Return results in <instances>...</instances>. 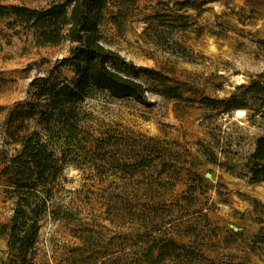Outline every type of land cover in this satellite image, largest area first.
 <instances>
[{"label": "rangeland", "instance_id": "1", "mask_svg": "<svg viewBox=\"0 0 264 264\" xmlns=\"http://www.w3.org/2000/svg\"><path fill=\"white\" fill-rule=\"evenodd\" d=\"M177 1L184 0L106 10L103 44L167 75L184 98L149 93L142 104L97 92L85 100L83 129L105 162L66 167L40 223L36 264H264V183L251 184L247 168L264 122L249 110L239 115L202 103L226 100L264 73V8L212 0L179 10ZM50 2L0 0L32 8ZM156 14L168 15L164 24L147 23ZM8 21L0 19V264H8L15 206L2 169L21 150L9 135L10 112L35 100L36 79L74 76L57 68L69 41L37 46L31 30ZM185 22L188 29L178 28ZM171 240L185 250L161 263L162 251L149 243L162 248Z\"/></svg>", "mask_w": 264, "mask_h": 264}, {"label": "trees", "instance_id": "2", "mask_svg": "<svg viewBox=\"0 0 264 264\" xmlns=\"http://www.w3.org/2000/svg\"><path fill=\"white\" fill-rule=\"evenodd\" d=\"M244 1L256 3L252 5L253 10L264 8V0ZM134 2L136 0H51L42 8L0 4V19L9 20L11 27L31 30L37 46H57L69 41L72 44L69 56L57 68H67L74 74L72 78H61L52 72L49 77L36 79L33 82L35 100L19 103L10 112L9 123L13 129L9 135L21 145V150L7 159L2 169L7 192L15 202L8 239V264H36L40 223L52 210L55 190L66 167L87 164L94 158L105 162V151L96 157L92 135L83 129L82 105L87 98L97 92L131 98L142 104L149 103V93L172 100L184 98V91L172 85L167 75L138 67L103 44L101 26L109 5L121 8ZM209 2L212 0H184L175 4L183 10ZM167 16L156 14L149 17L147 23L164 24ZM190 26L185 22L178 28L186 30ZM144 80L151 82L152 87L147 88ZM202 103L212 108L222 106L224 112L249 110L253 117L264 122V73L249 84L237 87L226 100L203 99ZM31 121L37 123L34 130L28 125ZM119 166L129 165L119 163ZM247 168L251 184L264 183V135L257 139ZM158 243L152 241L149 245L151 250L153 247L162 251L161 263L171 254L185 250L172 240L162 248Z\"/></svg>", "mask_w": 264, "mask_h": 264}, {"label": "bare ground", "instance_id": "3", "mask_svg": "<svg viewBox=\"0 0 264 264\" xmlns=\"http://www.w3.org/2000/svg\"><path fill=\"white\" fill-rule=\"evenodd\" d=\"M237 113L239 115H245L246 114V111L245 110H237Z\"/></svg>", "mask_w": 264, "mask_h": 264}]
</instances>
